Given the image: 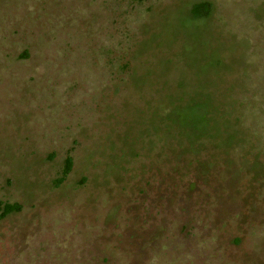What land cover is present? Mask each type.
Here are the masks:
<instances>
[{
    "label": "rangeland",
    "instance_id": "1",
    "mask_svg": "<svg viewBox=\"0 0 264 264\" xmlns=\"http://www.w3.org/2000/svg\"><path fill=\"white\" fill-rule=\"evenodd\" d=\"M0 198V264H264V0H0Z\"/></svg>",
    "mask_w": 264,
    "mask_h": 264
},
{
    "label": "trees",
    "instance_id": "2",
    "mask_svg": "<svg viewBox=\"0 0 264 264\" xmlns=\"http://www.w3.org/2000/svg\"><path fill=\"white\" fill-rule=\"evenodd\" d=\"M211 6L207 2H201L192 7V13L195 17L202 18L208 16ZM201 118V117H200ZM73 166V159L71 155H67L64 160V166L60 173V176L56 180V185H60L71 172ZM21 209V205L17 202H6L2 201L0 198V220L7 215L18 212Z\"/></svg>",
    "mask_w": 264,
    "mask_h": 264
}]
</instances>
